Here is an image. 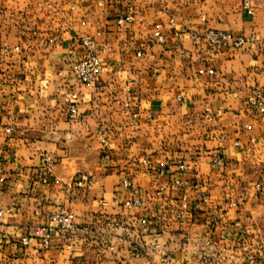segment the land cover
I'll return each instance as SVG.
<instances>
[{
	"label": "crops",
	"instance_id": "crops-1",
	"mask_svg": "<svg viewBox=\"0 0 264 264\" xmlns=\"http://www.w3.org/2000/svg\"><path fill=\"white\" fill-rule=\"evenodd\" d=\"M240 1L0 0V264H241L243 247L264 264V114L248 103L264 96V0L252 14ZM207 27L256 41L236 50L190 37ZM85 34L102 63L93 86L65 67ZM44 154L47 185L32 177ZM52 211L75 225L41 250L35 228Z\"/></svg>",
	"mask_w": 264,
	"mask_h": 264
},
{
	"label": "built area",
	"instance_id": "built-area-1",
	"mask_svg": "<svg viewBox=\"0 0 264 264\" xmlns=\"http://www.w3.org/2000/svg\"><path fill=\"white\" fill-rule=\"evenodd\" d=\"M241 7L247 14L253 13V5L251 0H241ZM125 21H130L131 17L126 16L124 18ZM122 21V20H120ZM35 34V31L33 32ZM190 37L194 40L201 39L208 47L217 48L221 46H226L231 49H243L246 48L250 43L256 41V36L254 34H233L229 31L215 29L211 27L205 28L203 31H192L190 33ZM153 41L155 43H163L165 42V37L161 34V32L157 29L153 33ZM262 47L264 50V38L261 39ZM19 47H15L14 50H18ZM138 56H141L142 53L140 51L137 52ZM65 67L67 72L76 79L79 83L84 84L86 86H93L99 80V75L102 70V63L98 56L96 41L90 35H79L75 37L74 45L72 49L67 53ZM199 74H213V70L211 68L198 69ZM58 75H62V70L58 71ZM70 101L67 107V117L70 120L79 119L80 115L77 110L76 99L77 94L73 93L70 97ZM248 103L252 106H255L257 110L264 114V96L255 93L254 96L248 98ZM126 107L129 106L128 103L124 104ZM4 131L9 134L12 132L11 127H6ZM238 144V143H236ZM43 165L36 169L33 172V180L39 182L41 184H49L51 178L53 176V160L50 155L44 154L41 157ZM214 162L216 164L222 163V159L220 157L215 158ZM177 173L188 174L189 167L186 163L179 162L177 164ZM5 183V178L1 172V161H0V185ZM174 183L178 186H183L185 182L176 178ZM63 184H65L63 182ZM78 185H81V181H78ZM187 184V183H186ZM121 185L124 188H128L131 186L130 182L127 180H123ZM257 189H261L259 185L256 186ZM113 200H116V196L113 195ZM106 201H102V205H106ZM124 206L131 207L135 205H140V199H126L122 203ZM2 211L0 210V215ZM182 214V213H180ZM47 224H40L35 228L34 235L38 238L39 244L42 249H46L49 247L53 236L55 234H67L70 233L74 228V214L72 212H61V211H52L47 214ZM151 224L148 221H143L142 225H144V229ZM106 227L113 228L118 226V222L114 220H108L105 223ZM155 231V228L153 227ZM239 233L244 236L245 229L241 228ZM18 244L20 247L25 248L29 245V237L27 235H23L20 237ZM245 254L244 259L241 264H256L258 258L262 256L263 252L260 248L254 250H248L246 247H243ZM149 254L148 250H142L140 255L147 256ZM163 262H169V256L167 253L162 252ZM201 257L200 255H198ZM204 259L203 257H201Z\"/></svg>",
	"mask_w": 264,
	"mask_h": 264
},
{
	"label": "rangeland",
	"instance_id": "rangeland-1",
	"mask_svg": "<svg viewBox=\"0 0 264 264\" xmlns=\"http://www.w3.org/2000/svg\"><path fill=\"white\" fill-rule=\"evenodd\" d=\"M123 180H124V179H123ZM123 180H122V181H123ZM125 180L129 181L128 179H125ZM129 182H130V181H129ZM121 183H122V182H121ZM130 184H131V183H130Z\"/></svg>",
	"mask_w": 264,
	"mask_h": 264
}]
</instances>
